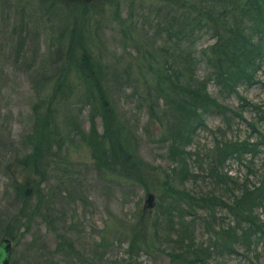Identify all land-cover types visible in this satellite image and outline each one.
<instances>
[{"label": "rangeland", "instance_id": "374dc122", "mask_svg": "<svg viewBox=\"0 0 264 264\" xmlns=\"http://www.w3.org/2000/svg\"><path fill=\"white\" fill-rule=\"evenodd\" d=\"M154 2L116 0L82 8L52 6L42 0H0V241H11L9 264H180L174 258L180 252L174 231L178 216L170 222L163 212L162 219L156 220L158 232H153L151 239L154 247H146L148 235L142 239L147 232L152 234L150 224L159 212L160 183L174 166L167 158V143L162 141L165 127L148 117L142 100L143 85L118 81L113 83V96L118 112L136 132L139 160L150 167L146 180L150 191L146 192L139 183L126 181L124 171L122 179L99 172L90 149L78 138L65 144L61 156L47 170L38 196L22 203L15 198L12 183H21L25 176L12 158L22 153L21 141L30 131L36 88L66 60L69 35L74 31L87 35L82 29L92 26L88 43L94 55L104 61L123 56L128 62L136 57L137 47L142 49L149 44L153 33L150 25L156 23L152 21L156 14ZM121 22L134 26L133 38L132 33L128 36L125 32L126 37L122 33L118 25ZM214 40L210 32H199L193 41L180 46L183 53L189 51L195 58L198 78L206 72L201 49ZM208 91L236 114L229 113L226 118L217 113L204 116L205 127L185 148L193 175L174 185L196 197L217 199L221 194L226 201H232L233 195L241 194L240 183L251 188L264 178V50L251 83H240L236 93L221 96L210 82ZM87 115V108L78 115L83 129H88ZM96 124L101 130L99 118ZM222 139L261 142L255 153L233 155L222 164L221 170L237 180L235 189L230 184L219 185L208 174L209 150ZM146 193L154 195L151 209L143 208ZM180 209L193 215L180 221L191 234L188 240L210 252L208 258L194 264H264V201L252 208L254 220L263 224V233L256 232L248 238L247 225L231 216L210 219L211 212L219 217L218 207L193 212L184 201ZM236 226L241 229L234 232L235 236L230 233L233 242L238 240L231 251H222L217 245L210 248L213 230L223 227L230 231ZM5 231L10 232L9 237L4 236Z\"/></svg>", "mask_w": 264, "mask_h": 264}, {"label": "trees", "instance_id": "16d2710c", "mask_svg": "<svg viewBox=\"0 0 264 264\" xmlns=\"http://www.w3.org/2000/svg\"><path fill=\"white\" fill-rule=\"evenodd\" d=\"M42 1L52 6L59 5L51 0ZM154 1L152 8L156 14L152 21L156 23L150 25L153 33L149 44H144L142 49L136 45V57L128 62L123 56L110 61L95 56L92 45L89 47L88 43L92 37V26L88 30L82 29L87 31V35L78 31L69 35L71 41L64 53L66 60L54 68L51 75L44 77L43 83L36 88L37 100L33 105L30 131L21 141L22 153L12 158L13 164L19 166L25 176L21 183L16 180L12 183L15 198L20 202L38 196L47 170L61 156L65 144L78 138L90 149L99 172L122 179L124 171L126 181L139 183L146 192L150 191V185L146 184L150 167L139 160L136 132L118 112L113 96V83L118 81L138 87L143 85L142 100L148 117L165 127L161 132L162 141L167 143V158L174 166L160 183L159 212L150 224L152 234L147 232L142 239L148 235L150 241L145 240V245L154 247L151 239L153 232H158L156 220L162 219L160 215L163 212L170 222L173 216H178L176 229L171 225L178 242L176 249L180 250L174 258L180 264H194L208 258L210 252L207 248L199 249L188 240L191 234L186 232L180 221L184 216L192 218L193 215L180 209L184 201L193 212L218 207L219 217L211 212L210 219L231 216L236 222L247 225L246 238L256 232L263 233V224L254 220L252 208L264 201V178L258 186L251 188L245 182L240 183L238 191L241 194L233 195L232 201H226L221 194L216 196L217 199L204 195L196 197L184 189L179 190L174 183H181L193 175L186 161L189 153L185 148L193 142L196 132L205 127L204 116L217 113L226 118L229 113L236 114V110L218 101L208 91V84L214 83L219 94L226 96L236 93L240 83L249 84L255 77L264 50V0ZM74 6L88 8L89 5ZM114 13L117 15L118 11ZM118 18L119 14L115 16L116 20ZM118 25L124 35L127 32L128 36L132 33L131 38L134 37V26H126L125 22ZM199 32H210L215 38L212 44L201 49L206 66L203 78L196 77L195 58L189 51L183 53L180 47L193 41ZM131 41L134 42L133 39ZM84 108L88 110V129L82 128L78 118ZM97 118L101 130L97 127ZM259 144L261 142H249L247 139L215 142L208 155L211 180L219 185L230 184L235 189L237 180L221 170L222 164L233 155L255 153ZM237 229L241 228L213 230L210 248L217 245L222 251H231L238 240L233 242L230 233L235 236ZM4 236L9 237L10 232L5 231Z\"/></svg>", "mask_w": 264, "mask_h": 264}, {"label": "water", "instance_id": "95a60500", "mask_svg": "<svg viewBox=\"0 0 264 264\" xmlns=\"http://www.w3.org/2000/svg\"><path fill=\"white\" fill-rule=\"evenodd\" d=\"M62 6L69 5H90L96 2H106L110 0H51ZM146 202L144 204V209H151L153 207L154 195L152 193H146L145 195ZM11 252V241L7 238H4L0 241V264H9Z\"/></svg>", "mask_w": 264, "mask_h": 264}]
</instances>
